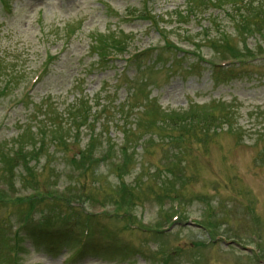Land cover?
<instances>
[{
	"label": "rangeland",
	"instance_id": "obj_1",
	"mask_svg": "<svg viewBox=\"0 0 264 264\" xmlns=\"http://www.w3.org/2000/svg\"><path fill=\"white\" fill-rule=\"evenodd\" d=\"M0 264H264V0H0Z\"/></svg>",
	"mask_w": 264,
	"mask_h": 264
},
{
	"label": "water",
	"instance_id": "obj_2",
	"mask_svg": "<svg viewBox=\"0 0 264 264\" xmlns=\"http://www.w3.org/2000/svg\"><path fill=\"white\" fill-rule=\"evenodd\" d=\"M228 243L235 244V245H236V246H238L239 248H241V249H245V248H243V247L239 246L238 244H236L235 242H228Z\"/></svg>",
	"mask_w": 264,
	"mask_h": 264
},
{
	"label": "trees",
	"instance_id": "obj_3",
	"mask_svg": "<svg viewBox=\"0 0 264 264\" xmlns=\"http://www.w3.org/2000/svg\"><path fill=\"white\" fill-rule=\"evenodd\" d=\"M202 1H207V0H202ZM209 1H211V2L212 1H221L222 2L223 0H209Z\"/></svg>",
	"mask_w": 264,
	"mask_h": 264
}]
</instances>
